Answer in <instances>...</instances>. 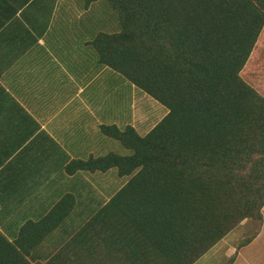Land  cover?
I'll return each instance as SVG.
<instances>
[{"label":"trees","instance_id":"obj_1","mask_svg":"<svg viewBox=\"0 0 264 264\" xmlns=\"http://www.w3.org/2000/svg\"><path fill=\"white\" fill-rule=\"evenodd\" d=\"M84 2L105 4L117 25L91 42L98 62L167 113L145 136L99 127L130 155L66 166L69 174L129 177L106 203L71 223L75 197L66 194L25 221L12 243L1 233L0 241L12 264H195L244 220L262 222L264 55L252 53L264 0ZM56 232L63 238L52 252H35ZM24 242L32 255L16 251Z\"/></svg>","mask_w":264,"mask_h":264},{"label":"crops","instance_id":"obj_2","mask_svg":"<svg viewBox=\"0 0 264 264\" xmlns=\"http://www.w3.org/2000/svg\"><path fill=\"white\" fill-rule=\"evenodd\" d=\"M116 30L115 17L101 2L0 0V233L8 242L25 221L45 214L66 194L75 197L69 200L74 202L71 223L80 220L83 210L111 198H101L110 170L69 174L66 166L108 154L111 139L100 126L137 131L143 120L137 99L142 91L101 65L91 45L98 33ZM128 88L133 94L129 103L122 101ZM248 224L233 231L244 235ZM256 231L245 245L252 235L235 245L227 235L209 252L222 247L225 261L236 253L231 264H264V205ZM62 238L54 233L35 252H52ZM15 249L34 252L25 242ZM1 258L6 264L14 260L2 241Z\"/></svg>","mask_w":264,"mask_h":264},{"label":"rangeland","instance_id":"obj_3","mask_svg":"<svg viewBox=\"0 0 264 264\" xmlns=\"http://www.w3.org/2000/svg\"><path fill=\"white\" fill-rule=\"evenodd\" d=\"M257 54H263L264 55V29L262 30L257 42H256V49L253 51L252 55ZM130 85V84H129ZM260 88L264 92V81L260 85ZM132 90L128 88L126 91H122V101H127L128 103L132 100ZM140 92V90H138ZM138 92V93H139ZM143 95L138 96L137 99L140 101V105L138 107L140 114L142 113V122L138 126L137 132L140 136H145L167 113V110L165 107L161 106L159 103L154 101L152 98L144 94L143 92H140ZM125 94V95H124ZM112 146L109 149L108 153H115L121 156H128L131 154L129 150H126L123 148L118 142L111 140ZM129 180V177H119L117 174V171L115 169H112L108 172L106 176V189L102 192V199L103 197H112L127 181ZM249 222V226L246 227L244 230V235H238L237 231H232L228 234L227 240L228 242H231V244L239 242L241 239H244L245 237L251 236L254 233H256L259 228V222L254 220H244ZM243 221V222H244ZM242 223V222H241ZM252 224V225H251ZM251 225V226H250ZM238 227V226H237ZM236 227V228H237ZM223 248H219L218 252H209L204 256V258H200L197 262V264H225L226 259L223 260L224 256L222 254Z\"/></svg>","mask_w":264,"mask_h":264}]
</instances>
